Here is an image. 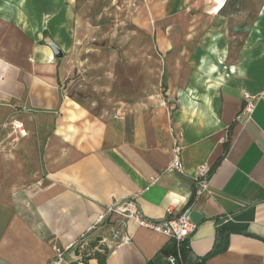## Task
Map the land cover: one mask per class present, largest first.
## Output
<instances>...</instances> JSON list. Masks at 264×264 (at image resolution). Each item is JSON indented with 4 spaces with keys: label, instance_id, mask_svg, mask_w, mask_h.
<instances>
[{
    "label": "crops",
    "instance_id": "1",
    "mask_svg": "<svg viewBox=\"0 0 264 264\" xmlns=\"http://www.w3.org/2000/svg\"><path fill=\"white\" fill-rule=\"evenodd\" d=\"M44 1L0 0V264H47L53 246L77 240L133 194L154 220L187 210L196 225L191 261L225 229L226 249L198 264H264V100L249 117L240 113L242 93L264 87V0L237 9L226 0H154L160 89L110 111L79 96L74 70L40 44L71 35L74 0ZM172 131L183 173L162 172ZM204 163L207 192L194 198ZM119 228L127 240L109 234L63 264H98L96 253L105 264H164L170 238L132 219Z\"/></svg>",
    "mask_w": 264,
    "mask_h": 264
},
{
    "label": "rangeland",
    "instance_id": "2",
    "mask_svg": "<svg viewBox=\"0 0 264 264\" xmlns=\"http://www.w3.org/2000/svg\"><path fill=\"white\" fill-rule=\"evenodd\" d=\"M153 1L74 0L71 35L60 42L46 37L40 41L51 50L53 46L60 50L61 56L54 55L58 65L74 70L70 79L76 80L77 94L97 109L110 111L118 103L159 91L165 58L150 28L148 7ZM239 1L227 3L237 9ZM248 1L253 4L255 0ZM37 3L46 6L44 0ZM108 236L105 230L92 241Z\"/></svg>",
    "mask_w": 264,
    "mask_h": 264
},
{
    "label": "built area",
    "instance_id": "3",
    "mask_svg": "<svg viewBox=\"0 0 264 264\" xmlns=\"http://www.w3.org/2000/svg\"><path fill=\"white\" fill-rule=\"evenodd\" d=\"M259 100H264V87L255 93L244 91L242 93L240 113L249 117ZM20 125V123L15 124L16 127ZM172 133L170 159L162 172L183 173L184 169L181 159L183 146L175 133L173 131ZM210 175L211 167L208 164L204 163L197 168L194 176V198L207 192ZM155 180V177L150 178V183H153ZM113 216H117L114 219L115 221L112 220ZM126 219H132L138 226L149 228L171 239L175 248L172 253L164 255V264H186L183 261L181 247L185 246V248L189 249L188 238L196 227L195 223L190 220L187 210L175 215L169 213L160 220H154L142 213L135 194L112 202L104 212L97 216L94 224L85 233L81 234L77 240L63 247L53 246L54 255L48 260L47 264H63L66 253L74 250L81 251L83 256L90 255L91 248L89 244L92 242V237L100 236V232L107 229H109V234L112 237L127 240L128 237L122 235L119 228ZM116 221H118V225L112 227L111 224H114ZM105 241L106 238L103 237L98 240V243Z\"/></svg>",
    "mask_w": 264,
    "mask_h": 264
},
{
    "label": "trees",
    "instance_id": "4",
    "mask_svg": "<svg viewBox=\"0 0 264 264\" xmlns=\"http://www.w3.org/2000/svg\"><path fill=\"white\" fill-rule=\"evenodd\" d=\"M227 148H228V145L226 143V144H224V152L223 153H225ZM217 233H218V235L215 238L216 241H215L212 249H210V251L208 253H206V255H204L200 259V261H203L207 257H209L210 255H213L215 253H218V252L226 249V246H227V239L226 238H227L228 231L225 229H218ZM94 243H95V241H94ZM174 248H175V246L172 243L171 247L169 249L165 250L164 255L172 253L174 251ZM181 253H182L183 261L186 264H198L200 262V261L199 262L191 261L190 256H189V249L185 248V246L181 247ZM96 257L98 259V264H105V256L103 254L100 255L99 253H96Z\"/></svg>",
    "mask_w": 264,
    "mask_h": 264
},
{
    "label": "water",
    "instance_id": "5",
    "mask_svg": "<svg viewBox=\"0 0 264 264\" xmlns=\"http://www.w3.org/2000/svg\"><path fill=\"white\" fill-rule=\"evenodd\" d=\"M52 50L55 56H61V52L56 46H53Z\"/></svg>",
    "mask_w": 264,
    "mask_h": 264
},
{
    "label": "bare ground",
    "instance_id": "6",
    "mask_svg": "<svg viewBox=\"0 0 264 264\" xmlns=\"http://www.w3.org/2000/svg\"><path fill=\"white\" fill-rule=\"evenodd\" d=\"M49 58H52V54L51 53H49Z\"/></svg>",
    "mask_w": 264,
    "mask_h": 264
}]
</instances>
